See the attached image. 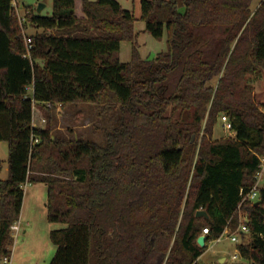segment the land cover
I'll use <instances>...</instances> for the list:
<instances>
[{
  "label": "trees",
  "instance_id": "obj_1",
  "mask_svg": "<svg viewBox=\"0 0 264 264\" xmlns=\"http://www.w3.org/2000/svg\"><path fill=\"white\" fill-rule=\"evenodd\" d=\"M255 1L141 0L145 32L168 42L144 60L137 20L117 0H53L50 16L26 7L22 21L13 0H0V143L9 150L0 264L13 254L27 184L46 186L47 219L66 226L50 234V264H199L210 241L238 230L239 207L249 237L236 249L247 263L233 264H264V190L242 203L264 159L252 85L264 73V0L254 11ZM28 25L43 32L25 57ZM80 104L118 110L105 145L33 127L34 105L51 123L58 105ZM223 115L235 137L214 140Z\"/></svg>",
  "mask_w": 264,
  "mask_h": 264
},
{
  "label": "rangeland",
  "instance_id": "obj_2",
  "mask_svg": "<svg viewBox=\"0 0 264 264\" xmlns=\"http://www.w3.org/2000/svg\"><path fill=\"white\" fill-rule=\"evenodd\" d=\"M117 1L124 9L131 11L137 20L135 23V33L137 35L138 50L142 59L152 60L159 53L166 52L168 50L166 33L161 40H158L145 32V23L140 19L141 0ZM262 1L263 0L255 1L253 4L254 11L260 6ZM40 4L45 6L41 14L43 16H50L53 11V0H13V5L17 9L18 19L20 20L25 16L26 7L35 9L37 13V8ZM37 30L38 29L28 25L24 32L25 39L38 34ZM38 31L43 32V30ZM51 33H54V31ZM119 57L123 63H128L132 60V44L130 42L122 43ZM214 84L216 85L215 82L213 85ZM252 85L255 99L261 104L264 110V73H262L258 79H255ZM221 117L214 129V140L232 138L233 132L225 129ZM119 118L120 115L116 109L103 110L88 104L69 105L61 108L57 106L53 110V120L51 123L49 122L48 116L40 107H36L34 112L35 124L42 129H46L49 124H51L53 135L55 136L69 140L93 141L100 145H105L107 142V135L119 126ZM42 119H46L44 125L41 124ZM8 155V144L4 142L0 143V160L8 159ZM3 178L7 179L8 174L5 175V173H1L0 179ZM35 188L37 187L33 186L30 189L29 197L26 199L25 209L22 210L21 220L24 223L23 228H25L26 232H22L15 240V264H50L57 250L51 242L50 234L52 231L64 229L66 227L65 225L50 223L48 221L47 210L44 207L47 196L46 194L43 195L44 198L42 199L41 194L36 192ZM27 190L28 189H26V193ZM26 222L29 223L28 227H25ZM249 239L250 238L246 240L249 241ZM235 247H237V245H233L229 241L218 244L209 243L199 263L214 264L223 257L227 258L229 263H232L230 256L235 253ZM236 263L247 262L239 259Z\"/></svg>",
  "mask_w": 264,
  "mask_h": 264
},
{
  "label": "built area",
  "instance_id": "obj_3",
  "mask_svg": "<svg viewBox=\"0 0 264 264\" xmlns=\"http://www.w3.org/2000/svg\"><path fill=\"white\" fill-rule=\"evenodd\" d=\"M22 21V20H21ZM25 43H26V48H27V55L25 57H30V52L33 49V45H32V40L30 38H26L25 39ZM60 108L62 107V105H58ZM36 105H34L33 111L35 112L36 110ZM60 110V109H59ZM222 119V123L223 126L225 127L226 130H230L232 131V123L230 121V119L226 116L223 115L221 117ZM46 123V119H42L41 120V124L44 125ZM33 127L36 129H40L41 127H38L35 122H34V117H33ZM36 142H38L36 140ZM263 171H264V159H262V165H261V171L257 174L256 176V184L255 186L250 190V192L243 196L242 199V203L244 201H251V202H255L258 200L260 192L262 190H264V186H261V182L263 180ZM239 217H240V225L239 228L236 232H234L232 235L226 236L227 233H224L216 240L211 241L212 243H221L223 242L225 239H231V241L235 244H239L240 243V234L241 233H249V229L246 227V225L244 224V221L242 220V213L240 212V207H239ZM229 227V226H228ZM228 227L226 228V230L228 229ZM21 230V226H20V222H16L11 226V235L14 239V241L18 238L19 233ZM211 233V231L209 229H204L203 230V234L205 236H209ZM233 260L237 261L239 259H241L240 254L237 252L236 254L232 255ZM1 264H15L12 256L11 257H5L3 258V260L1 261Z\"/></svg>",
  "mask_w": 264,
  "mask_h": 264
},
{
  "label": "crops",
  "instance_id": "obj_4",
  "mask_svg": "<svg viewBox=\"0 0 264 264\" xmlns=\"http://www.w3.org/2000/svg\"><path fill=\"white\" fill-rule=\"evenodd\" d=\"M92 1H95V0H92ZM53 12V11H52ZM42 15V14H41ZM37 32L38 33H42L41 31H38L37 30ZM235 137V133H232V138H234ZM8 159H4V160H0V172L1 173H5V175H7L8 174ZM0 173V174H1ZM263 174H264V171H263ZM2 180H6V178H3ZM33 186H35V187H37V188H35L36 190V192H39L40 194H41V197H42V199L44 198L43 197V195H45L46 194V196H47V188H46V186L44 185V184H36V185H31V184H27L26 186H25V193H26V189H28L27 190V193L25 194V198H24V202H23V209L22 210H24L25 209V205H26V199H28V197H29V194H30V189L33 187ZM261 186H264V177H263V180H262V182H261ZM29 187H31V188H29ZM46 202H47V200H46ZM46 202H44V207H45V209H46ZM22 214V213H21ZM242 220L243 221H245L246 220V216L245 215H243L242 214ZM19 222H20V226H21V230H20V233H19V235L23 232V233H25L26 231H25V228H23V225H24V223L22 222V220H21V217H20V220H19ZM28 227L29 226V223L28 222H26L25 223V227ZM239 228V227H238ZM228 232V234H226V236H229V235H232L234 232L233 231H231V229L228 227V229L226 230L225 229V233H227ZM236 232V231H235ZM240 237V236H239ZM247 237H249V235L247 234ZM240 240H241V237H240ZM224 241H229V242H231L233 245H238V244H235V243H233L232 241H231V239H225ZM223 241V242H224ZM210 244L212 243L211 241L209 242ZM208 243V244H209ZM222 243V242H221ZM215 244H218V243H215ZM236 248V247H235ZM239 253V251L236 249V251H235V253L234 254H236V253ZM233 254V255H234ZM240 254V253H239ZM203 256V255H202ZM201 256V257H202ZM240 256H241V254H240ZM200 257V258H201ZM12 259H13V261H14V247H13V254H12ZM230 259H231V261H232V263H229L228 262V259L227 258H220V260L217 262V263H220V264H224V263H229V264H233V263H236L237 261H235V260H233V258H232V256H230ZM200 260V259H199ZM199 260H198V263H199ZM241 260H242V258H241ZM200 264V263H199ZM215 264V263H214Z\"/></svg>",
  "mask_w": 264,
  "mask_h": 264
},
{
  "label": "water",
  "instance_id": "obj_5",
  "mask_svg": "<svg viewBox=\"0 0 264 264\" xmlns=\"http://www.w3.org/2000/svg\"><path fill=\"white\" fill-rule=\"evenodd\" d=\"M44 8H45V6H44L43 4H40V5L38 6V8H37V14L40 15V14L42 13V11H43ZM256 205H258V203H257ZM197 216H198V217H208V216H207V213H206L205 211H203V210L198 211V212H197ZM207 239H208L207 236H205V235H201V236L198 238V240H197L198 245H199L200 247H204V246L206 245V241H207Z\"/></svg>",
  "mask_w": 264,
  "mask_h": 264
}]
</instances>
